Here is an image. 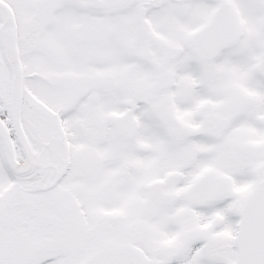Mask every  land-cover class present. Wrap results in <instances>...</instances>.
Wrapping results in <instances>:
<instances>
[{
  "label": "snow or ice",
  "instance_id": "snow-or-ice-1",
  "mask_svg": "<svg viewBox=\"0 0 264 264\" xmlns=\"http://www.w3.org/2000/svg\"><path fill=\"white\" fill-rule=\"evenodd\" d=\"M0 264H264V0H0Z\"/></svg>",
  "mask_w": 264,
  "mask_h": 264
}]
</instances>
